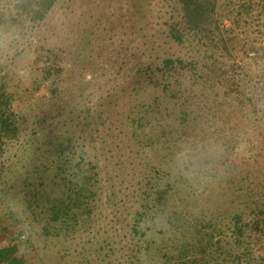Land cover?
Here are the masks:
<instances>
[{
	"label": "trees",
	"instance_id": "trees-1",
	"mask_svg": "<svg viewBox=\"0 0 264 264\" xmlns=\"http://www.w3.org/2000/svg\"><path fill=\"white\" fill-rule=\"evenodd\" d=\"M60 1L0 4V27L19 34L0 46V166L15 172L20 164L15 195L29 214L48 237L74 243L97 234L105 178L94 151L104 142L89 121L107 113L128 137L139 176L124 263L264 264V0H133L149 32L140 55L123 62L120 117L87 100L83 140L46 135L14 163L11 152L25 144L10 83ZM92 43L82 36L41 73L43 122L56 117L49 103L73 93L75 67ZM18 252L13 239L0 245V263L22 264Z\"/></svg>",
	"mask_w": 264,
	"mask_h": 264
},
{
	"label": "rangeland",
	"instance_id": "rangeland-1",
	"mask_svg": "<svg viewBox=\"0 0 264 264\" xmlns=\"http://www.w3.org/2000/svg\"><path fill=\"white\" fill-rule=\"evenodd\" d=\"M60 3L61 7L52 11L53 21L35 37L33 49L18 58L19 72L15 70L12 76L10 90L14 94V108L24 126L21 140L25 144L11 152V156L18 155L12 158L14 163L23 156L22 152H27V146L31 151L34 146L39 147L46 135L84 136L81 123L85 120L87 100L106 107L107 111L113 107L120 117L122 105L116 106L114 99L117 84L128 77V65L123 62L127 60L130 65L129 59L140 55L143 45L140 40H147L145 34L149 31L138 22L140 14L133 0H61ZM82 36H90L93 43L88 44L87 50L83 49L82 60L75 67L74 91L64 104L61 101L49 103V108L55 105L53 116L56 114V117L43 122L37 117L41 109L38 104H42L48 92L39 85V77L62 51L76 50L77 40ZM102 61L106 62L104 67ZM89 123H92L90 130L95 138L101 136L104 142V149L99 143V149L94 151L105 178L94 236H84L74 243L63 237H48L45 222L35 221L21 196L15 195L20 164L16 165L15 172L0 166V245L15 240L22 264H130L124 263L123 258L128 253L132 220L139 202L135 158L127 146L128 137L118 132L115 115L102 114ZM32 140L35 144L29 145ZM10 184L15 185V189L12 190ZM199 189L204 192L206 187L201 185Z\"/></svg>",
	"mask_w": 264,
	"mask_h": 264
},
{
	"label": "clouds",
	"instance_id": "clouds-1",
	"mask_svg": "<svg viewBox=\"0 0 264 264\" xmlns=\"http://www.w3.org/2000/svg\"><path fill=\"white\" fill-rule=\"evenodd\" d=\"M2 3L3 0H0V4ZM13 38H19V34L15 29H12L11 31H5L3 27H0V46H2L6 41ZM180 155L183 157L184 153H181Z\"/></svg>",
	"mask_w": 264,
	"mask_h": 264
}]
</instances>
